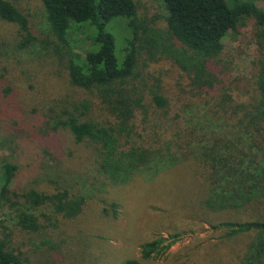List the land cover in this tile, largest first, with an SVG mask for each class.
Wrapping results in <instances>:
<instances>
[{"label":"trees","instance_id":"16d2710c","mask_svg":"<svg viewBox=\"0 0 264 264\" xmlns=\"http://www.w3.org/2000/svg\"><path fill=\"white\" fill-rule=\"evenodd\" d=\"M10 1L23 0H0V19L18 27L25 49L33 41L28 21ZM257 1L160 0L165 22L160 29L140 15L138 0H41L55 40L48 44L53 49L55 71L65 75L71 94L78 90L92 99H71V95L55 99L37 120L18 131L14 152L22 147L29 161L37 157L40 166L26 192L11 193L16 163L0 162V210L6 207L3 203L9 205L15 228L38 231L34 212L39 208H48L67 220L81 215L85 200L72 194L68 186V178L74 175L57 163L63 158L65 139L83 149L90 172L108 187L125 185L154 168L159 174V167L188 164L200 169L206 181L197 194L196 214L211 220L213 228L226 230L229 241L259 234L257 243L249 239L254 250L251 261L248 255V264H264V12L256 7ZM250 24L260 59L252 78L256 98L245 106L238 98L243 86L232 77V50L224 40ZM114 26L122 31L109 32ZM74 31L84 33L88 40L84 55L77 52V42H67ZM159 62L171 64L181 79L177 88L199 102L204 112L211 109L222 124L232 116L233 129L241 128L246 140L235 137V142L226 141L229 136L221 134L185 147L173 140L174 133L167 138L171 131L182 128L184 111L162 94V81L144 76L149 65ZM139 80L144 81L142 88L136 84ZM138 116L139 126L158 123L153 126L157 133L145 135L141 144L135 125ZM6 239H0V264H26L8 250ZM162 241L146 243L140 260L123 264H144L172 245L161 248Z\"/></svg>","mask_w":264,"mask_h":264},{"label":"rangeland","instance_id":"374dc122","mask_svg":"<svg viewBox=\"0 0 264 264\" xmlns=\"http://www.w3.org/2000/svg\"><path fill=\"white\" fill-rule=\"evenodd\" d=\"M226 1L231 3L234 0ZM138 2L140 15L153 21L157 28L164 29L160 0ZM10 3L27 19L33 40L30 46L21 48L18 27L0 19V162L7 159L16 163L17 172L9 191L20 193V190L26 192L37 178L40 166L37 157L29 161L22 147L16 153L13 150L17 148V134L21 127L37 120L39 113L55 99H64L66 95H71V99L92 98L78 90H72L71 94L65 75L55 71L51 62L53 49L48 45L55 40L41 0ZM255 5L264 12V0H258ZM108 30L114 34L120 33L122 28L114 26ZM67 42H77V52L84 55L88 44L84 33L70 32ZM224 44L232 50V77L243 86L238 98L241 97L242 104L246 106L256 98L252 78L260 59L253 25L228 35ZM115 54L120 60L118 43ZM149 75L162 81V94L172 99L176 107L179 106L177 110L184 111L180 117L182 128L167 135L171 138L174 133L173 140L177 145L206 142L221 134L229 136L226 141L235 142V137L246 140L241 128L233 129L232 116L222 124L211 109L207 114L200 109L202 105L199 102H193L181 93V88H177L181 79L171 64L159 62L149 65L144 76ZM143 82L139 80L136 84L142 88ZM149 85L153 86L151 80ZM139 121L140 116L135 125L139 127L137 142L141 144L145 135L157 133L153 126L158 123L139 126ZM63 140V158L57 163L74 175L68 178V186L72 194L85 200V204L81 215L74 220L57 216L48 208L36 209L34 214L40 228L36 232H28L15 228L14 212L3 203L6 207L0 210V239L7 238L8 250L18 254L24 263L123 264L129 259L140 260L141 247L155 240H163L161 248L172 245L166 250L160 249L144 264H248V255L252 260L254 249L250 247L249 239L257 243L259 234L240 235L236 241H229L226 230L213 228L211 220L196 214V206L199 205L197 194L206 181V177H201L200 169L188 164L166 166L164 170L158 166L159 174L154 168L135 176L125 185L108 187L90 172L83 149ZM43 191L48 192L47 189ZM11 201H14L13 197Z\"/></svg>","mask_w":264,"mask_h":264}]
</instances>
